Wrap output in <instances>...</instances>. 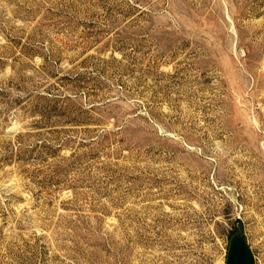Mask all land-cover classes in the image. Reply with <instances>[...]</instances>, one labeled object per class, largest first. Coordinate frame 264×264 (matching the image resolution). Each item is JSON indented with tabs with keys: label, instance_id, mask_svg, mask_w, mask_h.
<instances>
[{
	"label": "rangeland",
	"instance_id": "374dc122",
	"mask_svg": "<svg viewBox=\"0 0 264 264\" xmlns=\"http://www.w3.org/2000/svg\"><path fill=\"white\" fill-rule=\"evenodd\" d=\"M264 264V0H0V264Z\"/></svg>",
	"mask_w": 264,
	"mask_h": 264
},
{
	"label": "water",
	"instance_id": "95a60500",
	"mask_svg": "<svg viewBox=\"0 0 264 264\" xmlns=\"http://www.w3.org/2000/svg\"><path fill=\"white\" fill-rule=\"evenodd\" d=\"M230 241L226 264H256L255 257L244 234L237 233Z\"/></svg>",
	"mask_w": 264,
	"mask_h": 264
}]
</instances>
